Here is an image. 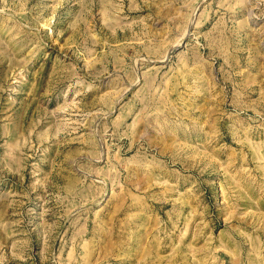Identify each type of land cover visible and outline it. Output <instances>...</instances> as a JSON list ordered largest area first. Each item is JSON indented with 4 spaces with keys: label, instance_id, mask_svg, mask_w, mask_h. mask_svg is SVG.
Masks as SVG:
<instances>
[{
    "label": "rangeland",
    "instance_id": "1",
    "mask_svg": "<svg viewBox=\"0 0 264 264\" xmlns=\"http://www.w3.org/2000/svg\"><path fill=\"white\" fill-rule=\"evenodd\" d=\"M0 264H264V0H0Z\"/></svg>",
    "mask_w": 264,
    "mask_h": 264
}]
</instances>
